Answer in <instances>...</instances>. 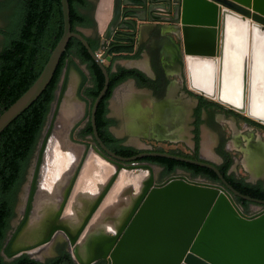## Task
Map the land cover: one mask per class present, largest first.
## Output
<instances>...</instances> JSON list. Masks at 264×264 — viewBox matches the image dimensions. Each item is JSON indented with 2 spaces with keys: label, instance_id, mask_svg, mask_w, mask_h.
Returning <instances> with one entry per match:
<instances>
[{
  "label": "water",
  "instance_id": "water-1",
  "mask_svg": "<svg viewBox=\"0 0 264 264\" xmlns=\"http://www.w3.org/2000/svg\"><path fill=\"white\" fill-rule=\"evenodd\" d=\"M139 2L142 8L135 7ZM112 5L113 18L103 37L101 51L106 49L128 12L139 19V11L147 12L150 23L168 22L180 31V53L185 59L188 86L193 92L264 124V0H112ZM62 6L64 34L34 84L0 115V135L43 94L70 39L77 38L105 76V86L92 108V124L101 147L118 160L109 161L118 164L119 169L151 156L195 163L214 170L231 193L254 203H264L237 191L213 163L157 153L121 156L110 151L99 138L96 113L110 86L104 61H110L111 56L109 51L98 54L86 34L72 30L69 0H62ZM125 6L129 8L124 9ZM164 14L169 19H164ZM125 23L137 28L134 20H125ZM197 61L213 66L211 84L204 89L192 83ZM114 180L106 186L93 210ZM58 228L66 229L54 226L46 241L51 240ZM83 229L84 226L72 236V245H76ZM86 249L88 260L80 257L78 247L75 250L83 264L100 259L108 264H264V211L250 217L223 188L184 178L158 183L152 175L118 231L112 237L93 238Z\"/></svg>",
  "mask_w": 264,
  "mask_h": 264
},
{
  "label": "flooded vegetation",
  "instance_id": "flooded-vegetation-1",
  "mask_svg": "<svg viewBox=\"0 0 264 264\" xmlns=\"http://www.w3.org/2000/svg\"><path fill=\"white\" fill-rule=\"evenodd\" d=\"M3 2H6V1H2V2L0 1V4ZM100 5L101 6H98L97 4H95L94 1H91V6L89 8L82 9V12L88 15L89 24L87 26H82V27L77 28L78 32L80 31L87 35L89 41H93L94 43H96L97 46H99V50L101 49V45L103 43V37L113 18L112 0H102ZM159 5L161 9L166 11V8L162 4H159ZM135 7L142 8L143 5L139 2ZM127 8H129V6L124 7V9H127ZM0 10L5 13H8V11L11 12L13 10V7L10 6L9 8H5V7L3 8L0 5ZM100 11L102 12V14L104 13L105 18H107L108 20L104 18L105 20H103V22L101 21L102 14L100 15ZM137 14L141 19L133 17L134 15L133 12H128L127 15L123 17L122 22L120 23V26L114 32L112 40L108 43L106 49L103 50L102 52L104 53V52L109 51L108 56H111V60L108 62L112 65H115L116 63H118V59H115L114 57L116 54H118L117 52H115L118 49H127V48L132 47L134 50V53H139L141 55V58H145L147 56L146 57L147 60H145V62L148 65L149 71H145L138 66L125 67V66H122L121 64H118L116 68L112 67V71L115 72V71L120 70L121 68L122 69H136L138 71L143 72L150 79L151 82L140 84L138 80L134 78H129L123 83H121L118 87H120L122 84L126 82L132 83L133 86L137 88L138 91H144V93H146V95L151 99V101L154 104L160 105V104L167 103L169 106V109H171L174 115L175 116L177 115L178 118L175 119V121L173 118V125H172L173 128L172 129L174 130L171 131L173 133L170 132L171 133L170 136L162 137L160 135L159 129L157 128L159 121L157 120H155V122L153 120V122H151V124L149 123L146 127L144 126V128L142 130H139V133H138V130L133 131L130 129V124L132 121L131 118L127 116L125 113H123L122 111L120 112L119 109L117 108L119 107L120 101H121V99L119 100V98L117 97L118 87L112 92L110 97H107V94H108L107 93L108 90H107L106 94L101 99L99 106L103 101L105 102L106 109H107V112L105 113V118L108 120H111L113 123L105 124V126L102 125L106 128V130H103V132H100L97 127L98 135L102 143L110 151H112L113 153L117 155H121V156L123 155L120 152V150L122 151L123 148H129L135 151V153L132 154V156L140 154V153H157V154H167L172 157H181V158L189 159L192 161L213 163L220 170L221 174H223L222 171H225L226 164L228 162H231L229 168L227 169L228 176H232L238 181H241L247 184L250 188L264 189V124L250 118L249 116L245 114L239 113L229 107H226L218 103L215 100L208 99L207 97L203 95L193 92L188 86V77H187L184 63L182 62L183 57L180 52H179L180 59L176 60L174 64H169V65L162 59V54L160 52V49L158 48L155 42L149 45H144L145 46L144 50L146 54L144 52L143 53L140 52L143 45L140 42L136 44L137 43L136 36H137V33L140 27H142L141 20L146 19V22H149L150 20H149V14L147 12L139 11ZM163 17L164 19H169V15L167 14H164ZM125 20H129V21L134 20L137 23V28H138L137 33H136L137 28L134 27L130 23H125ZM10 23H11L10 18H8V21L5 27H0V29L3 30V32L2 31L0 32V38L2 37L1 38L2 41L0 40V51L4 50L7 46V39H6L4 32L7 31V28L9 27ZM154 24L156 26L151 28L152 31H156L158 28L165 27L166 25H167L166 27H168L169 25L168 22L167 23L166 22H159V23L156 22ZM102 26L104 27L103 29H105L104 33H102L101 31ZM85 29H90L93 32V34L88 35L85 32ZM131 39H134V40H131ZM137 61H141V60H137ZM87 86L92 87L93 83L89 82L87 83ZM98 96L96 97H94L93 95L92 96L90 95L88 97L85 96V99L88 101L90 105L89 107L90 109H89L87 121L84 124H82L79 128L80 137H81V140L86 143L85 145L86 148L87 146H90L93 148V150H96L102 158L108 161L111 160V161L118 162L116 158L108 154L101 147L94 133L93 124H92V108ZM183 103L185 105H181ZM99 106L97 109V113L99 110ZM112 106L116 107L118 115L125 120L124 125H121V121H120L121 119L114 117V112H113L114 109H112L113 108ZM86 112H87V108H86ZM177 121H181L180 124ZM90 126L92 128V132H88L84 134V131L88 130ZM206 133L210 134L213 137L214 143H213V146L211 145V150L213 153L212 158H207L203 154V141H204V137ZM241 133H248L245 136V138L247 139L242 140V146L240 144L237 146L235 138L237 136H240ZM253 140H255L256 142L253 143ZM248 144L252 145L255 150L259 147L258 148L259 150L257 149L255 153V154H258V156L254 159L256 161L254 162V164L256 163L255 165H256L257 170L255 168L253 169L252 167L248 168V165H249L248 156L250 154L252 155V153L246 149V148L250 149V146L248 147ZM147 158H152L153 160L165 158L168 161H164L165 162L164 164L163 163L158 164L156 162H153L152 160L147 161ZM257 162L258 163L261 162L259 163L260 165H258ZM136 163L138 165L137 168L141 169L144 167H148L149 178L152 175L155 177V179L160 178L161 179L160 181H157L158 179L156 180V182L158 183H163L171 178H184L188 181L195 182V183H205V184H210L213 186H218L230 192V194H232V201L238 207L244 208V210L247 213H249L251 210L256 209L257 207L261 208V212L264 211V203L263 204L254 203L250 200L244 199L243 197H240L236 194L231 193V191L227 188V186H225V184L220 180L218 174L211 168L203 167L195 163L185 162V161L178 160L175 158H167V157H162V156L144 157L142 159H138L134 163H127L125 165L126 166L128 164L133 165ZM174 163H177V164L181 163V165L176 166L175 168H172ZM188 165L199 166L202 168H207L209 170H212L217 175L218 179H211V178L205 177L200 174L195 175L192 171H190L187 168ZM239 165H241L243 169L241 172L238 169ZM80 170L81 169L77 171V174L75 177H77ZM142 170H145V169H141L140 171ZM117 177L118 176L115 175L114 178L116 179ZM114 184L115 182H113L112 186ZM231 185L233 186V184ZM233 187L245 196L264 201V198L262 197H258L257 195L256 196L251 195L250 192L244 193L241 190H239L237 187L235 186ZM105 188L106 186L104 187V189ZM69 191L70 189L68 190V193ZM103 191L100 193L99 197L95 200V202L90 204L89 208L91 207V209L85 214L83 221L79 224L78 228L75 231H71L70 228L63 226L58 222L60 220L59 217L65 205V202H64L63 205L60 207V209L57 210L54 220L50 222L49 227H50V231L54 226H58V225L63 226L66 229L58 228L57 230H55L51 240L46 241L47 240L46 239L43 241L42 240L44 238L43 237L41 241L39 240L38 243L40 244L41 242L42 243L53 242L54 244L57 239V235H59L60 233H64L65 243L61 246H57L56 248L52 247L53 252L47 255L48 256L47 259L44 258L40 260L37 257H35V255L30 258L42 264H45L49 260L60 257L61 252L63 251V252L70 254L75 264H83L78 259V256L75 252L76 248L78 247L80 257L84 260H88L89 253L86 247L90 244V241H92L93 238H103L106 236L112 237L113 232L115 233L118 231V228L121 226L126 215L128 214L127 213L126 215H120V216L114 214L115 217H113L114 219L112 221L113 223H115L117 230L112 228L110 230H107L106 232H104L102 229L95 231L97 229L96 227L94 231H88V228L91 226V224L95 223V219H93L94 214L98 210V208L101 206L106 196L105 195L103 197L101 203L96 208V210H93L97 201L99 200V198H101ZM135 200L136 198H134V202ZM65 201H66V198H65ZM52 222H53V225L51 224ZM26 225H27V220L21 226V230ZM83 226H84V229L80 233L77 239L76 245H72L71 244L72 236H75L81 230ZM85 232L87 233L85 237H83V239H86L85 241L87 242V244L83 246L84 250L80 252V246L82 247V245L80 244V239L82 238ZM27 248L29 247H26L24 249H27ZM22 257L24 256H21L15 259L13 258L11 261H8V262H14L17 259H20ZM90 264H108V263L106 260L100 259Z\"/></svg>",
  "mask_w": 264,
  "mask_h": 264
},
{
  "label": "trees",
  "instance_id": "trees-1",
  "mask_svg": "<svg viewBox=\"0 0 264 264\" xmlns=\"http://www.w3.org/2000/svg\"><path fill=\"white\" fill-rule=\"evenodd\" d=\"M72 30L89 24L88 15L82 12L91 6L89 0H69ZM1 7H13L10 14V25L5 31L7 46L0 51V115L15 103L37 80L50 56L64 34L65 22L62 0H7ZM3 30L0 29V32ZM134 40V39H131ZM95 52L99 46L89 41ZM117 58L136 59L139 53L133 48L118 49ZM120 52V53H119ZM114 60V59H113ZM78 61V62H77ZM70 65L83 75V88L86 96H98L105 86V76L98 63L92 58L86 47L77 39L71 38L66 52L63 54L55 75L43 94L0 135V264H42L24 256L14 262L4 257L5 243L8 238L11 221L15 215V207L19 190L26 180L29 165L37 150L46 126L49 113L56 99V92L65 69ZM81 65L86 66V74ZM112 64L107 66L110 74V86L107 97L129 78L141 84L151 82L141 71L136 69H120L112 71ZM93 83L88 87L87 83ZM107 112L103 101L96 115V123L100 132L106 130L105 124L113 123L105 118ZM104 125V126H102ZM92 132L91 126L84 134ZM123 156H132L133 149L123 148ZM164 164L165 158L147 161ZM231 162L222 171L228 181L244 193L250 192L264 198V189L250 188L247 184L227 175ZM180 164L174 163L172 168ZM187 168L195 175H203L218 179L217 175L207 168L190 166ZM45 264H75L69 253L61 252L60 257L49 260Z\"/></svg>",
  "mask_w": 264,
  "mask_h": 264
},
{
  "label": "bare ground",
  "instance_id": "bare-ground-1",
  "mask_svg": "<svg viewBox=\"0 0 264 264\" xmlns=\"http://www.w3.org/2000/svg\"><path fill=\"white\" fill-rule=\"evenodd\" d=\"M167 29L178 36L181 34L177 28L175 29L169 26ZM127 65H136L145 71H149L145 61H130ZM193 69L192 83L200 88H207L212 81L210 75L213 69L212 63L197 61ZM80 83L81 77L76 71L68 72L56 92V99L52 106V112L46 128V136L43 141V153L41 154L38 170L35 175L38 180L36 188L31 190L32 187L27 185L25 193L22 196L23 203H20V214H25V212L29 211L30 217H28L29 221H27V225L23 227L15 240V249L17 250L29 247L45 236L48 226L54 220L57 210L65 202L68 190L71 188L79 169L81 170L78 173L73 198L69 203L68 210H66L62 219L58 221L61 225L70 228L71 231H75L78 228L85 216L83 213L81 214L82 216H79L78 213L85 206L89 208L90 204L95 202L104 187L111 182L115 175L118 176V182H115L113 185L102 210L105 213L108 207L112 206V202L114 200L115 202L117 201L119 190L121 189L120 191H122L127 186V196L122 199L124 205L114 213L118 216L126 215L130 211L134 198L137 200L149 180L148 170L131 172L126 169H119L117 165L102 158L94 150L86 153V146L74 140L73 131L86 114L85 102L78 95ZM117 97L119 99L122 98L117 108L132 120L130 124L131 130H138L139 133V130H142L144 126L146 127L149 123L151 124L153 120L155 122L157 120L156 115L158 114L161 115L159 120L165 124V128L167 130L172 128V116L174 113L171 109L160 108L161 106L154 104L144 91H136L132 83L123 86V88L121 87L117 91ZM181 105L185 104L183 103ZM177 122L180 124L181 121ZM171 133H168V135ZM212 142L213 137L210 134H206L203 141V154L207 158L213 157L210 148ZM255 158L256 155L250 154L248 156V168L252 167L257 170L256 163L254 164L256 162L254 160ZM259 163L258 165H260ZM125 182L127 185H125ZM92 194H94L92 201L86 205V201L90 200L89 197ZM29 203L31 207L27 208ZM75 203H78V205L75 206ZM84 204L85 206H83ZM105 218L101 214L97 216V220L91 224L88 231H94L96 227L97 229L95 231L102 229L106 232L112 228L117 230L115 223L112 220L108 221V219L105 221ZM16 225L15 227H17ZM83 241L84 239L80 241L82 245V247L80 246V252L84 250L83 246L87 244L86 241ZM52 246L53 242H49L43 247L34 249L32 254L42 260L46 255L53 252Z\"/></svg>",
  "mask_w": 264,
  "mask_h": 264
},
{
  "label": "rangeland",
  "instance_id": "rangeland-1",
  "mask_svg": "<svg viewBox=\"0 0 264 264\" xmlns=\"http://www.w3.org/2000/svg\"><path fill=\"white\" fill-rule=\"evenodd\" d=\"M1 2L2 1H7V0H0ZM91 1H94L95 2V4H97L98 6H101L100 4H101V2H102V0H91ZM12 12V11H11ZM11 12L10 11H8V13H5V12H3V11H1L0 10V27H5V25L7 24V21H8V18H9V16H10V14H11ZM102 14V12L100 11V15ZM105 15H104V13L102 14V22H103V20H105V19H107V18H105ZM108 20V19H107ZM107 22V21H106ZM150 24V22H142L141 23V25H149ZM106 25V24H105ZM105 25H104V27H105ZM167 26V25H166ZM170 25H168V27H169ZM103 26H102V33H104V31H105V29H103L104 28ZM140 30V29H139ZM85 32L88 34V35H92L93 34V32L90 30V29H85ZM140 32V31H139ZM139 32H138V35H137V38H136V41H137V43L136 44H138V38H139ZM2 38V37H1ZM1 38H0V40H1ZM2 41V40H1ZM98 54H103V52L101 51V50H99L98 51ZM118 55V54H117ZM116 55V56H117ZM141 57V56H140ZM184 58V57H183ZM118 59V63H116L115 65H111L113 68H116L117 67V65L118 64H121L122 66H125V67H127V66H129V65H127L128 64V62H130V61H137V60H141V61H145V60H143L144 58H138L137 60L136 59H124V58H117ZM78 62V61H77ZM104 63L106 64V66H108V65H110V63L108 62V60H105L104 61ZM183 63H184V66H185V59H183ZM132 66H136V65H131V66H129V67H132ZM81 69H83V71L86 73V74H88V72H87V68H86V66H82L81 65ZM73 71H76L79 75H80V77H81V83H80V87H79V92H78V95L81 97V99L84 101V102H86L85 103V105L87 106L86 108H87V112H86V115H85V117H84V119L80 122V124L74 129V131H73V138H74V140L77 142V143H80V144H83V145H86V143L85 142H83L82 140H81V137H80V132H79V128H80V126L82 125V124H84L86 121H87V119H88V114H89V107H90V105H89V103H88V101L85 99V96H86V94H85V91H84V88H83V86H82V84H83V75H82V73H80V71L76 68V66H74V65H70L69 64V66L65 69V71H64V74H63V77H62V79H61V81H60V83H59V87H60V84H61V82L63 81V79H64V76L68 73V72H73ZM127 85H130V82H126V83H124V84H122L120 87H118L117 88V91L119 90V89H121V87L123 88V86H127ZM59 87H58V89H59ZM136 89V91H138L137 90V88H135ZM121 100H122V98H120ZM119 99V100H120ZM119 105V104H118ZM53 106V105H52ZM117 106V105H116ZM160 108H163V109H166V108H169V106H168V104L167 103H164V104H160ZM113 107V106H112ZM112 109H114V117H116V118H119V119H121L120 121H121V125H124V123H125V120L123 119V118H121L119 115H118V112H117V109H116V107H113ZM162 109V110H163ZM162 110H161V113H162ZM51 112H52V108H51V111H50V113H49V116H48V120H47V123H46V126H45V128H44V130H43V133H42V137H41V139H40V142H39V144H38V147H37V150H36V152H35V154H34V156H33V159L31 160V163H30V165H29V169H28V173H27V175H26V180H25V182L23 183V185L21 186V188H20V190H19V193H18V196H17V203H16V207H15V215H14V217H13V219H12V221H11V225H10V230H9V233H8V238H7V241H6V243H5V251H4V257H5V259L7 260V261H11L13 258L15 259V258H19V257H21V256H29V257H33L34 256V254H32V251H34V249H37V248H39V247H43V246H45V245H47L48 244V242H44V243H38V242H35V243H33V245H31V246H29V248H27V249H23V250H17V249H15V240H16V238H17V236H18V234H19V232L21 231V226L23 225V223H25L26 222V220L27 221H29V219H28V217H30V216H28V214L30 215V213H29V211H27V212H25V214H20V211H19V209H20V206H21V204L23 203V198H22V196H23V194L25 193V189H26V187H27V185H30L31 187H32V189L31 190H33V188H36V183H37V178H36V172H37V170H38V166H39V161H40V157H41V154L43 153L42 151H43V141H44V139H45V136H46V128H47V126H48V122H49V117H50V114H51ZM161 115H156V117H157V121H159V123H158V126H157V128L159 129V132H160V135L163 137V136H170V135H168V133H170L172 130H174V129H166L165 128V124L162 122V121H160L159 120V117H160ZM173 118H174V121H175V119H177V117L175 116V115H173L172 116ZM173 121V120H172ZM173 123V122H172ZM173 125V124H172ZM206 134H208V133H206ZM248 133H241V135H240V137H238L237 138V140L236 141H238V142H236L238 145L240 144L241 146H242V140H244L243 139V136H246ZM239 135V134H238ZM250 135V134H249ZM191 136V135H190ZM248 141V140H247ZM254 142H256L255 140H253V143ZM213 143L214 142H212V146H213ZM236 144V145H237ZM211 145H210V148H211ZM237 145V146H238ZM250 146V149H248V148H246L247 150H249L251 153H252V155H256V157L258 156V154H255L256 153V151H257V149L259 148H257L256 150L254 149V147L252 146V145H250V144H248V147ZM260 146V145H259ZM204 147V146H203ZM242 148V147H241ZM244 148V147H243ZM90 150H93V148L92 147H90V146H87V152L86 153H89V151ZM259 150V149H258ZM98 155H99V153L96 151V150H94ZM203 152H204V150H203ZM245 152V151H244ZM245 154V153H244ZM239 156V155H238ZM241 156H242V154H241ZM108 161V160H107ZM109 162H111V161H109ZM111 163H113V162H111ZM113 164H115V165H118V164H116V163H113ZM138 167V165H137V163L135 164V165H132V164H128L127 165V167H125V168H123V169H126V170H130V171H133V172H139L141 169H145V170H149L148 169V167H144V168H137ZM238 169H239V171L241 172L243 169H242V166L241 165H239L238 166ZM33 172V173H32ZM244 172V171H243ZM152 173H153V171H152ZM150 174H151V172H150ZM79 175V174H78ZM78 175H77V177H75V180H74V182H73V184H72V186H71V188H70V191H69V193H68V195H67V197H66V201H65V205H64V207H63V211H62V213H61V215H60V219H62V217L64 216V214L66 213V210H67V208H68V206H69V203L71 202V200H72V198H73V193H74V191H75V185H76V181H77V178H78ZM118 178V177H117ZM115 179L114 180V182H118V181H116V180H118V179ZM158 179V180H157ZM157 179H155V180H157V181H160L161 179L160 178H157ZM125 185H127V183L125 182ZM25 186V187H24ZM113 187V186H112ZM127 187V186H126ZM126 187L122 190V191H120L119 190V193H118V196H117V201L115 202V200L112 202V206H110V207H108V209L105 211V213L103 212V210H102V206H103V204L105 203V201H106V199H107V197L109 196V194L111 193V189L112 188H110V190L108 191V193L106 194V196H105V198H104V200H103V202H102V204H101V206L98 208V210L95 212V214H94V217H93V219H95V221L97 220V216H99L100 214L103 216V217H106L105 218V221L108 219V221H110V220H113L114 218H113V216H114V213H115V211H118L119 210V208H121L123 205H124V202L122 201V199H123V197H125V196H127V192H126ZM22 193V194H21ZM94 194H92V195H90V197H89V201H86V205H88L89 204V202H91L92 201V199H93V196ZM19 203V204H18ZM21 203V204H20ZM78 203H79V201H78ZM78 203H75V206H77L78 205ZM85 204L83 205V206H85ZM31 207V205H30V203L27 205V208H30ZM86 208V209H85ZM91 209V207L90 208H87L86 206L84 207V209H82V211H80L78 214H79V216H82L81 214L83 213L84 215H85V213H87L89 210ZM76 210H77V208H76ZM102 210V211H101ZM78 211V210H77ZM101 211V213L99 214V212ZM99 214V215H98ZM27 216V217H26ZM16 219V220H15ZM92 219V220H93ZM14 221V222H13ZM19 223H18V222ZM104 221V220H103ZM118 221V220H117ZM102 222V221H101ZM28 223V222H27ZM17 224V225H16ZM52 225H53V222L51 223ZM54 224H55V222H54ZM15 225L17 226V227H15ZM51 225V226H52ZM49 232H50V227L48 226V229H47V231H46V234H45V236H44V238L42 239L43 241L44 240H46L47 239V237H48V234H49ZM86 233L87 232H85L84 233V235L82 236V238L80 239V241H82V239H83V237H85V235H86ZM65 238H64V233H60L59 235H57V239H56V241H55V243L53 244V248H56L57 246H61V245H63L64 243H65ZM86 239H84V241H85ZM41 241V240H40ZM83 241V242H84ZM35 257H37V256H35ZM45 258L47 259L48 258V256L46 255L45 256Z\"/></svg>",
  "mask_w": 264,
  "mask_h": 264
},
{
  "label": "crops",
  "instance_id": "crops-1",
  "mask_svg": "<svg viewBox=\"0 0 264 264\" xmlns=\"http://www.w3.org/2000/svg\"><path fill=\"white\" fill-rule=\"evenodd\" d=\"M89 2L91 4V0H89ZM155 26H156L155 24L150 23L149 25H142V27H140V30H139L140 32L138 31L139 32L138 42L142 43V45H143L140 52L145 53V50H144L145 46L144 45H149V44L155 42L157 44L158 48L160 49V52L162 54V59L166 63H168V65L174 64L176 60L180 59V56H179V52H180L179 36L177 34L173 33L171 30H168L167 29L168 27H166V26L162 27V28H158L156 31H152L151 28H153ZM137 35H138V33H137ZM136 38H137V36H136ZM168 44H170V45H168ZM140 56L138 58H141ZM146 57L143 60H147ZM138 58H136V60ZM238 137H240V136H237L235 138V140H237ZM243 138H244V140L247 139V138H245V136H243Z\"/></svg>",
  "mask_w": 264,
  "mask_h": 264
},
{
  "label": "built area",
  "instance_id": "built-area-1",
  "mask_svg": "<svg viewBox=\"0 0 264 264\" xmlns=\"http://www.w3.org/2000/svg\"><path fill=\"white\" fill-rule=\"evenodd\" d=\"M239 209L247 216H250V217H254L256 216L257 214H259L261 212V208L260 207H257L256 209L254 210H251L249 213H247L244 208L242 207H239Z\"/></svg>",
  "mask_w": 264,
  "mask_h": 264
}]
</instances>
